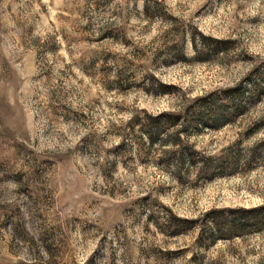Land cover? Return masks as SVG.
Returning a JSON list of instances; mask_svg holds the SVG:
<instances>
[{
  "label": "rangeland",
  "instance_id": "1",
  "mask_svg": "<svg viewBox=\"0 0 264 264\" xmlns=\"http://www.w3.org/2000/svg\"><path fill=\"white\" fill-rule=\"evenodd\" d=\"M0 264H264V0H0Z\"/></svg>",
  "mask_w": 264,
  "mask_h": 264
},
{
  "label": "trees",
  "instance_id": "2",
  "mask_svg": "<svg viewBox=\"0 0 264 264\" xmlns=\"http://www.w3.org/2000/svg\"><path fill=\"white\" fill-rule=\"evenodd\" d=\"M260 210H247V209H229L228 210V216L229 218L232 219L231 223V227L230 229H236L239 225L238 221H240V218L243 217H251L253 215H256L255 213H258ZM179 222V221H178ZM180 223L184 224V225H189L192 224L190 221H186V220H182L180 221ZM179 225V223H178ZM222 232V230H220Z\"/></svg>",
  "mask_w": 264,
  "mask_h": 264
}]
</instances>
